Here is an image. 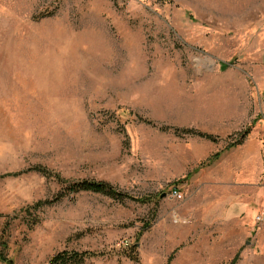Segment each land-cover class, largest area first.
<instances>
[{"label": "rangeland", "instance_id": "1", "mask_svg": "<svg viewBox=\"0 0 264 264\" xmlns=\"http://www.w3.org/2000/svg\"><path fill=\"white\" fill-rule=\"evenodd\" d=\"M263 212L264 0H0V264H264Z\"/></svg>", "mask_w": 264, "mask_h": 264}, {"label": "trees", "instance_id": "2", "mask_svg": "<svg viewBox=\"0 0 264 264\" xmlns=\"http://www.w3.org/2000/svg\"><path fill=\"white\" fill-rule=\"evenodd\" d=\"M250 133H251V129L250 128L246 129L241 134V137L236 142H233V146L241 145L245 141V139H247ZM205 136H207L208 138H211V136L209 135H205ZM73 185H74L72 186L73 191L87 190V191L103 193V194H106V195H109L115 198L124 197V194L115 191L110 184H108L107 182H103V181L98 182V181L84 180V181L76 182ZM149 226H150V223L146 225V228H148ZM89 255H91V253L87 251L83 253L63 251L53 256L50 264H69V263L79 264L84 261L86 256H89ZM0 261H3V262L7 261L6 257L2 253H0Z\"/></svg>", "mask_w": 264, "mask_h": 264}, {"label": "built area", "instance_id": "3", "mask_svg": "<svg viewBox=\"0 0 264 264\" xmlns=\"http://www.w3.org/2000/svg\"><path fill=\"white\" fill-rule=\"evenodd\" d=\"M178 191L177 190H174V194L175 195H178ZM256 221L257 222H264V212L263 213H261V214H259V215H257V217H256Z\"/></svg>", "mask_w": 264, "mask_h": 264}]
</instances>
